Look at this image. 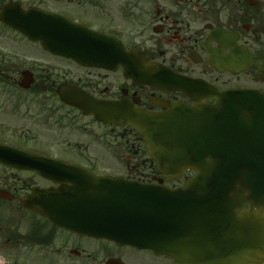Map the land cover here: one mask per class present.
<instances>
[{
	"label": "flooded vegetation",
	"instance_id": "af4514ba",
	"mask_svg": "<svg viewBox=\"0 0 264 264\" xmlns=\"http://www.w3.org/2000/svg\"><path fill=\"white\" fill-rule=\"evenodd\" d=\"M166 71L182 88L142 81ZM212 88L264 95V0H0V264H188L60 227L23 200L54 185L38 156L105 174L90 151L110 146L130 151L125 177L160 182L123 104L212 102Z\"/></svg>",
	"mask_w": 264,
	"mask_h": 264
},
{
	"label": "water",
	"instance_id": "95a60500",
	"mask_svg": "<svg viewBox=\"0 0 264 264\" xmlns=\"http://www.w3.org/2000/svg\"><path fill=\"white\" fill-rule=\"evenodd\" d=\"M158 79H152L154 85ZM161 112L122 107V120L145 142L166 178L196 174L182 186L96 175L55 161L57 186L37 209L55 223L147 246L190 264H260L264 260V96L214 92ZM244 204L247 207L244 208ZM241 210L240 213L238 211Z\"/></svg>",
	"mask_w": 264,
	"mask_h": 264
},
{
	"label": "rangeland",
	"instance_id": "374dc122",
	"mask_svg": "<svg viewBox=\"0 0 264 264\" xmlns=\"http://www.w3.org/2000/svg\"><path fill=\"white\" fill-rule=\"evenodd\" d=\"M125 137H123V140ZM121 140V137H119L118 133L111 132L106 135V142L108 143H116ZM105 149V150H102ZM102 149H92L90 151V156L96 158L95 161L96 164L98 163V168L102 169L103 171H109V172H126V155L130 153L127 149H125V146L122 148H116L113 146L105 147ZM140 157L146 156V154L139 155ZM138 157V158H140ZM135 160V159H134ZM182 176L178 179V181H181Z\"/></svg>",
	"mask_w": 264,
	"mask_h": 264
}]
</instances>
